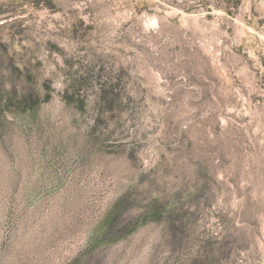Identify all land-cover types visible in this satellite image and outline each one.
<instances>
[{"label": "rangeland", "instance_id": "obj_1", "mask_svg": "<svg viewBox=\"0 0 264 264\" xmlns=\"http://www.w3.org/2000/svg\"><path fill=\"white\" fill-rule=\"evenodd\" d=\"M0 264H264V0H0Z\"/></svg>", "mask_w": 264, "mask_h": 264}, {"label": "trees", "instance_id": "obj_2", "mask_svg": "<svg viewBox=\"0 0 264 264\" xmlns=\"http://www.w3.org/2000/svg\"><path fill=\"white\" fill-rule=\"evenodd\" d=\"M6 11V10H5ZM27 99V102H26V107H30V108H33L34 105H36L37 101L36 98H34L33 95H30L29 98H26Z\"/></svg>", "mask_w": 264, "mask_h": 264}]
</instances>
